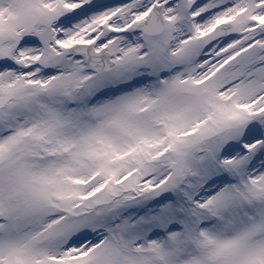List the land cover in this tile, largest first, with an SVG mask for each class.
I'll list each match as a JSON object with an SVG mask.
<instances>
[{"label":"snow or ice","instance_id":"snow-or-ice-1","mask_svg":"<svg viewBox=\"0 0 264 264\" xmlns=\"http://www.w3.org/2000/svg\"><path fill=\"white\" fill-rule=\"evenodd\" d=\"M0 264H264V0H0Z\"/></svg>","mask_w":264,"mask_h":264}]
</instances>
